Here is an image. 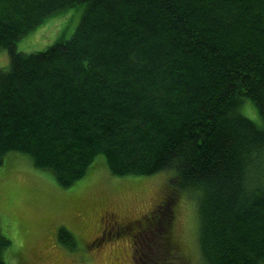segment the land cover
I'll use <instances>...</instances> for the list:
<instances>
[{
	"label": "trees",
	"instance_id": "1",
	"mask_svg": "<svg viewBox=\"0 0 264 264\" xmlns=\"http://www.w3.org/2000/svg\"><path fill=\"white\" fill-rule=\"evenodd\" d=\"M78 6L69 39L17 50ZM2 50L0 164L24 155L62 188L99 155L115 177L165 172L139 223L110 229L102 212L103 237L136 224L152 251L134 264H173L177 205L193 195L202 264H264V0H0ZM9 244L0 234V264Z\"/></svg>",
	"mask_w": 264,
	"mask_h": 264
},
{
	"label": "rangeland",
	"instance_id": "2",
	"mask_svg": "<svg viewBox=\"0 0 264 264\" xmlns=\"http://www.w3.org/2000/svg\"><path fill=\"white\" fill-rule=\"evenodd\" d=\"M81 11L82 6H78L50 17L21 37L16 43L17 50L44 51L58 40L69 39ZM8 65V53L2 50L0 69ZM250 105L246 102L244 114L259 123ZM167 180L165 172L115 177L99 155L82 179L62 188L49 171L35 169L26 156H6L0 164V234L10 240L5 251L7 263L134 264L139 255L135 249L152 251L147 239L150 232L138 229L135 224L131 232L125 230L119 236L103 237L98 217L108 211L116 215L117 221L139 219L157 202ZM194 201L190 195L177 205L175 238L180 251L179 257L171 258L173 264H202ZM133 232H137L135 238Z\"/></svg>",
	"mask_w": 264,
	"mask_h": 264
},
{
	"label": "flooded vegetation",
	"instance_id": "3",
	"mask_svg": "<svg viewBox=\"0 0 264 264\" xmlns=\"http://www.w3.org/2000/svg\"><path fill=\"white\" fill-rule=\"evenodd\" d=\"M102 221L105 220L106 226L110 229L114 228H127L129 224H123L121 222H118L112 212H105L104 215L102 216ZM142 220V217H140L138 220H133L132 222L139 223V221ZM102 232L104 231V228L101 230Z\"/></svg>",
	"mask_w": 264,
	"mask_h": 264
}]
</instances>
